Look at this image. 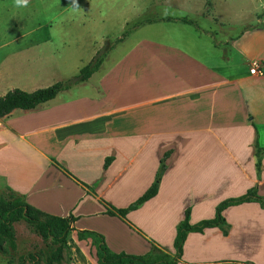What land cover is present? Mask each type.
<instances>
[{"label":"crops","instance_id":"0c3cea01","mask_svg":"<svg viewBox=\"0 0 264 264\" xmlns=\"http://www.w3.org/2000/svg\"><path fill=\"white\" fill-rule=\"evenodd\" d=\"M230 2L153 0L143 12L146 0L136 1L138 19L155 10L135 22L152 37L137 38L55 100L0 118V197L14 193L85 223L75 222L68 238L75 264H98L77 231L101 234L116 254L151 245L174 254L186 212L196 225L226 200L250 192L264 199V76L249 72L251 60L264 61V16L242 29ZM5 69L0 97L25 91ZM156 183L157 195L125 218L106 214L128 209ZM223 217L222 228L187 235L178 264H264L261 203L229 207Z\"/></svg>","mask_w":264,"mask_h":264},{"label":"rangeland","instance_id":"374dc122","mask_svg":"<svg viewBox=\"0 0 264 264\" xmlns=\"http://www.w3.org/2000/svg\"><path fill=\"white\" fill-rule=\"evenodd\" d=\"M136 1L142 3V0H76L79 10L74 12L71 0H30L25 9L14 8L13 0H0V62L9 61L0 67V72L7 68L5 73L13 74L18 88H23L21 82L25 83V91L31 93L74 79L104 49L102 66L107 68L108 58L125 54L137 38L153 35L149 28L137 31L139 23H135L154 18L153 7L144 17L137 18L140 10L144 8L145 12L153 0H146L138 12L133 8ZM230 1L234 3L233 6L229 3L230 9L242 29L254 24L253 18L264 16V0ZM76 226L86 225L77 221ZM101 226L108 227L104 223ZM13 228V242L5 239L0 243V264H31V257L40 264H48L55 247L43 241L25 222L16 223ZM79 232L75 233L76 240ZM51 264H75L72 248L63 254L60 263L52 260Z\"/></svg>","mask_w":264,"mask_h":264},{"label":"trees","instance_id":"16d2710c","mask_svg":"<svg viewBox=\"0 0 264 264\" xmlns=\"http://www.w3.org/2000/svg\"><path fill=\"white\" fill-rule=\"evenodd\" d=\"M104 50L98 52L93 62L83 68L74 79L65 83L60 82L48 88L39 89L31 93L15 89L5 96L0 97V118L9 116L16 110H35L39 106L55 100L61 92L87 82L100 70L104 62ZM260 152L261 150L258 151V156ZM168 156L169 154H166L164 159H167ZM157 193L158 184L156 183L128 209L118 210L108 208L106 214L111 217L125 218L130 211L136 210L139 206L154 198ZM252 201L260 202L264 207V199L250 192L243 197L224 201L217 208L214 219L203 221L196 225L190 224L189 212H186L185 219L177 229L176 238L174 240V254L156 245H151L150 252L145 256L126 253L116 254L111 252L108 248L104 236L92 231L79 232L78 241L91 242V246L95 250V258L98 264H178L183 256L184 245L189 233H203L208 229L222 228L226 224L223 217V213L226 209ZM20 222L27 223L43 241L55 247L52 256L47 260L48 264H51L52 260L60 263L63 260V254L70 251L68 238L73 232V226L76 222L73 216L61 218L45 214L29 205L24 199L14 193L1 196L0 243L5 239H9L13 242L15 238L13 226ZM31 264H40V262L36 260L35 257H31Z\"/></svg>","mask_w":264,"mask_h":264},{"label":"built area","instance_id":"2783aa9c","mask_svg":"<svg viewBox=\"0 0 264 264\" xmlns=\"http://www.w3.org/2000/svg\"><path fill=\"white\" fill-rule=\"evenodd\" d=\"M250 67V75L255 77H263L264 76V61L262 60H251L249 62Z\"/></svg>","mask_w":264,"mask_h":264},{"label":"clouds","instance_id":"9594fccd","mask_svg":"<svg viewBox=\"0 0 264 264\" xmlns=\"http://www.w3.org/2000/svg\"><path fill=\"white\" fill-rule=\"evenodd\" d=\"M30 0H13V7L16 9H25L29 6ZM71 10L78 11L79 7L76 3V0H71Z\"/></svg>","mask_w":264,"mask_h":264}]
</instances>
